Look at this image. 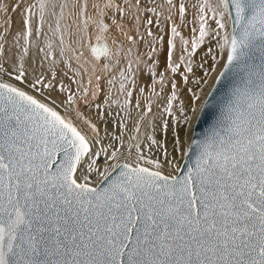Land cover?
Instances as JSON below:
<instances>
[{"label": "snow or ice", "instance_id": "obj_1", "mask_svg": "<svg viewBox=\"0 0 264 264\" xmlns=\"http://www.w3.org/2000/svg\"><path fill=\"white\" fill-rule=\"evenodd\" d=\"M165 6L169 38L161 70L156 57L164 35L153 33L151 17L144 21L146 36L140 27L141 17L152 13L163 33L158 9ZM18 10L16 67L9 72L0 63V74L43 99L0 79V264H264V0H16L12 11ZM126 20L135 35L125 31ZM189 26L186 36L182 29ZM113 32L132 46L138 36L150 49L147 59L133 56V47L125 49ZM73 36L66 45L65 37ZM52 38L74 73L65 76L77 86L73 91L61 80L59 91L67 96L59 102L51 96L57 87L52 67L60 62ZM213 41L218 51L207 50L210 69L200 64L203 77L192 79L195 55ZM33 48L43 54L41 67L52 62L50 80L40 73L29 81L26 58ZM221 63L215 81L232 72L233 84L207 135L184 148L177 129L200 118L212 96L203 86ZM35 64L33 56V74ZM144 77L150 83L141 86ZM64 105L91 135L58 111ZM113 105L123 115L109 132L106 109ZM81 106L95 109V122ZM156 121L165 136L172 130L171 152L155 138ZM193 145L195 158L185 170L176 154L182 160Z\"/></svg>", "mask_w": 264, "mask_h": 264}, {"label": "bare ground", "instance_id": "obj_2", "mask_svg": "<svg viewBox=\"0 0 264 264\" xmlns=\"http://www.w3.org/2000/svg\"><path fill=\"white\" fill-rule=\"evenodd\" d=\"M118 2L122 4L123 0H118ZM133 2H134V0H133ZM144 2H147V0H144ZM156 2H157V4H163L164 0H156ZM186 2L195 3V0H186ZM15 3H16V0H0V5H8V11L7 12L0 11V33H4L5 28L8 29L7 33H5V39L0 40V43L4 44V49H3L2 53H0V63H2L4 65V67L7 69V71H9V72L13 71V69L16 67V65L13 64V60L16 58L17 54L20 51V49L16 48L15 41L12 38L15 35V33L21 27V16H20L19 10L16 11V12L12 11V7L15 5ZM149 6H154V5H149ZM57 11H59V9H57ZM158 11H163V13H164V15L161 16V18H160V23H161V25L164 28V32L163 33L159 32V29L157 27H155V19L156 18L154 16V14H152V13H145V15L141 17L140 32L143 33L146 36V28L144 27V21H146L147 18L151 17L153 19V21H154V24L152 26H149V27H151L153 33L154 34H159V35H164L163 44L162 45H158V47H162L164 51L161 52V54L158 57H156L157 59H159L161 61V64H160L159 67L162 70L163 61H164V55H165L166 49H167V40L169 38L168 34H166V33H169V22L164 19V16L167 15L166 6H165V9H158ZM193 11L194 10L191 9V7H190L189 8V13H188V19L189 20L192 19ZM109 15H112V13L109 12ZM69 22H70V20H69ZM108 22L110 23V21H108ZM177 23H178V20H177ZM190 27L191 26H189V28L182 29V32H183L184 35H186V36L188 35ZM45 31H47V26H45ZM125 31L129 32V34H133V35H135V33H136V29L132 26L131 22H129L127 20L125 21ZM112 35L115 36L116 38H118L124 44L125 49H127L128 47H133V56L139 54V55H141V57L143 59H147V55L146 54H147V52L150 49L144 42L139 40L138 36H137V41H138L137 45L132 46L126 41V39L123 36V34H121L119 32H113ZM44 39L45 38L42 37L39 41H37V43L39 44L40 47L44 46ZM52 39H53L54 58L56 60L60 61V62L55 64V65H53V67H52V70H54L57 73L56 80L53 81V84L57 85V87H56V90L51 93V96L54 99H57V101L59 102L61 100L66 99V96H67V93H61L59 91L58 85H59V82L61 80L63 81V83L65 85H70L73 91H76L77 86L75 84H72L71 81L68 79V76H74V73L68 71V68L65 67V65L63 63V60H61V58H60L59 49L57 47L59 41L56 40L55 38H52ZM111 39H112V37L110 36L109 40H108V43L110 45H111ZM147 39H150V38H147ZM69 41H73L74 42L75 41V37L74 36L73 37H65L66 45L69 43ZM93 42H95L94 36H93ZM20 43L23 44V41H21ZM72 46L73 47H77L74 43H73ZM209 48H213L214 52L218 51V50L215 49V42L214 41L206 43L205 45H203L198 50L197 54L194 57V60L196 62V66L194 67L195 75L192 77V79H195L196 77H203L204 72H203V69L199 67L200 64L203 63L204 64V68H209L210 69V66L212 64V59H211V54H208V52H207V50ZM71 55L72 54H71L70 51L67 52L65 59L68 56H71ZM33 56H34V58L36 60V64H35L34 67H36L39 70L35 74L31 73V67H32L31 61L33 59ZM42 60H43V54L39 53L38 49L33 48V49L30 50V56L28 58H26V66H28L30 68V75H29V81L30 82H31V79H32L33 75H38L40 73H43L45 75L46 79H49V80L51 79V71L49 69V65L52 62L51 61H44L43 66L41 67V61ZM205 60L207 61V63H204ZM71 65H72V68H78L79 67V65L77 64V62L75 61L74 58L71 61ZM221 65H222V63L217 65V71H218V69L220 68ZM89 68H90V66H89ZM80 70H81V72H83V69H80ZM217 71L212 74V78L209 79L208 85H204L203 86L205 94L207 93L209 87L211 86V83H212L213 78L216 75ZM65 72H68V76H65ZM0 79L4 80L5 82L12 83L13 85H15L17 87H21L23 90L29 92L30 94L36 95L37 98H39V99H43V97H41L39 95V93L34 92L31 88L27 87L24 84H21L20 82L16 81L12 77L0 74ZM76 79L79 80L80 77H76ZM83 79H84V82L86 83L88 77L84 76ZM177 79L179 80V77H177ZM146 81L148 83H150V80H148L147 77H144L143 79H141L139 81V83H140L141 86H143V84ZM187 87L193 88L194 91L198 90L197 86L195 84L191 83V82L187 85ZM105 91H107V86L106 85H105ZM47 94L48 93L46 92V95ZM135 95H139L138 88L135 89ZM103 97H104V93H101V96L99 97L97 102L103 104ZM182 98L185 100L186 105H188L189 102H190V94L187 93L186 90H184L182 92ZM202 99H203V97H202ZM134 103H135V96L133 98V105H134ZM66 107L67 106L64 105V106L60 107L58 109V111H60L62 115H70V118L73 119V121L79 127H82L86 132L89 133V135H91L90 130H88L86 128V126L83 124V122L76 117V114H75L74 111H71V110H69L68 112L65 111ZM106 110L110 111L112 113V115L107 118V120H108L107 129H108L109 132H111V131L114 130L113 127H112V121L113 120H117L118 121L120 119V116L123 115V113H120L119 115H117V113L119 112V109L115 105H113L111 108L106 109ZM154 111H158V110L154 109ZM81 112L83 113V115L85 117H90L95 122V109L94 108L93 109H88L86 107L81 106ZM176 114H177V116H179L178 112ZM131 115H132L133 119L129 120V123H128L129 130H131L133 128L134 119L136 118V112H135L134 107L131 110ZM194 119H193V121H194ZM193 121L191 123V128H192ZM169 123L172 124L173 121L170 120ZM156 124H157V129H156V132H155V138L157 140L166 141L167 147H168L169 151L171 152L172 146H173V134H172L171 128H169V130L167 132V135L165 136V134L162 131H160V122L156 121ZM99 127L101 129V135L103 136L104 135L105 125L104 124H99ZM191 128L188 129V126H186L184 124H180L178 129H177V131L179 132L180 138H181V140L183 142V147L184 148H187V145L189 143L190 134H191ZM143 130L147 131V132H151L152 131L151 129H143ZM125 139H127V136L125 137ZM104 143L105 144L110 143V139H105ZM152 154L157 155V156L159 155V153L156 152L155 149H153ZM176 156H177V162L180 163L181 162L180 154L177 153ZM98 163L100 164L101 167H103V165H104L103 156H101L98 159Z\"/></svg>", "mask_w": 264, "mask_h": 264}, {"label": "water", "instance_id": "obj_3", "mask_svg": "<svg viewBox=\"0 0 264 264\" xmlns=\"http://www.w3.org/2000/svg\"><path fill=\"white\" fill-rule=\"evenodd\" d=\"M221 69L222 65L218 69L216 75ZM233 79L234 75L232 72L225 73V76L222 77L219 82H216L213 78L211 86L215 84V88H212L210 86L208 89V91H212V96L207 98L208 104L204 111L201 113L200 118L194 119L193 121L188 145L191 144L192 141L202 140L207 135L208 130L211 128L213 122L216 119V116L219 113V102L226 97L230 87L233 84ZM194 158L195 145H193L192 148L189 149V155L187 157H184L180 162L185 170L187 166L191 165Z\"/></svg>", "mask_w": 264, "mask_h": 264}]
</instances>
